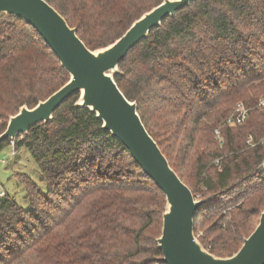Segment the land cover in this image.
Returning a JSON list of instances; mask_svg holds the SVG:
<instances>
[{"label": "trees", "instance_id": "trees-1", "mask_svg": "<svg viewBox=\"0 0 264 264\" xmlns=\"http://www.w3.org/2000/svg\"><path fill=\"white\" fill-rule=\"evenodd\" d=\"M44 1L89 50L113 43L162 2ZM68 78L31 26L0 16V134L22 105L34 107ZM114 81L170 167L207 200L194 214L195 233L199 215L207 225L199 242L231 256L264 208V109L256 107L264 98V0L191 2L127 54ZM77 97L14 140L47 190L18 175L29 208L0 197V264H162L155 240L163 193L94 113L75 106ZM239 101L250 108L246 121L224 125Z\"/></svg>", "mask_w": 264, "mask_h": 264}, {"label": "water", "instance_id": "water-1", "mask_svg": "<svg viewBox=\"0 0 264 264\" xmlns=\"http://www.w3.org/2000/svg\"><path fill=\"white\" fill-rule=\"evenodd\" d=\"M197 0H162L142 14L125 33L106 47L89 50L66 20L44 0H0V16L14 17L31 26L58 59L69 78L34 107L22 105L8 117L0 144L27 134L39 123H49L63 103L77 94L76 107L86 108L130 154L142 172L165 197L161 232L155 242L162 264H264V208L255 229L228 257L206 250L194 232V214L207 200L196 199L157 143L145 129L137 104L129 101L114 81L118 64L167 17Z\"/></svg>", "mask_w": 264, "mask_h": 264}, {"label": "rangeland", "instance_id": "rangeland-1", "mask_svg": "<svg viewBox=\"0 0 264 264\" xmlns=\"http://www.w3.org/2000/svg\"><path fill=\"white\" fill-rule=\"evenodd\" d=\"M235 104L231 107L229 115L233 111ZM222 126L223 125H221V127ZM216 129H214V131ZM247 145L250 146L248 143ZM11 146V142H9L8 145H5L0 150V192L3 193L1 197H3L5 194L8 195L18 205L26 210L29 208V202L26 198L25 190L24 188H22L17 176H27L39 187L41 191L45 192L47 190V187L43 182L40 181L37 166L27 149L25 147H18L17 149L15 148L14 155H11ZM246 148L249 147L246 146ZM167 154L169 156L172 155L171 152H167ZM1 160H4L3 164L1 163ZM187 169H190V167H188ZM185 171L182 172L184 177L186 173ZM195 197L196 199H198V195H196ZM226 203L229 204L228 201ZM201 217L202 216L199 215V217L197 218L198 225L197 231L195 233L197 238L198 236L201 237L204 234V230L207 228V225H199Z\"/></svg>", "mask_w": 264, "mask_h": 264}, {"label": "built area", "instance_id": "built-area-1", "mask_svg": "<svg viewBox=\"0 0 264 264\" xmlns=\"http://www.w3.org/2000/svg\"><path fill=\"white\" fill-rule=\"evenodd\" d=\"M256 107L258 109H264V98H260L258 104L256 105ZM250 108H248L247 106H245L244 103H242L241 101L240 102H237L235 104V107L233 109V111L231 112V114L226 118L225 122H224V125H227V126H237V125H241L243 124L247 117H248V112H249ZM215 135H216V138L221 140L220 138V133H219V129H216L214 131ZM11 142V155H14V152H15V147H14V142L13 141H10ZM221 143V141H220ZM247 143L250 145V146H254V143L252 142V137L250 135H248L247 137ZM1 163L3 164L4 163V160H1ZM215 163H218V160H215ZM3 195L2 192H0V197Z\"/></svg>", "mask_w": 264, "mask_h": 264}]
</instances>
